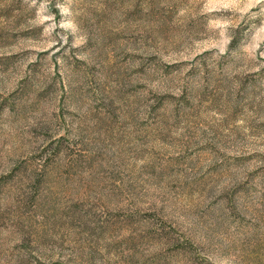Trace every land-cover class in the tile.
Returning <instances> with one entry per match:
<instances>
[{
	"label": "rangeland",
	"instance_id": "obj_1",
	"mask_svg": "<svg viewBox=\"0 0 264 264\" xmlns=\"http://www.w3.org/2000/svg\"><path fill=\"white\" fill-rule=\"evenodd\" d=\"M0 264H264V0H0Z\"/></svg>",
	"mask_w": 264,
	"mask_h": 264
}]
</instances>
